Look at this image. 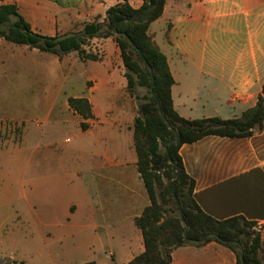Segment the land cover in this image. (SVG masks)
<instances>
[{
	"label": "crops",
	"instance_id": "crops-1",
	"mask_svg": "<svg viewBox=\"0 0 264 264\" xmlns=\"http://www.w3.org/2000/svg\"><path fill=\"white\" fill-rule=\"evenodd\" d=\"M128 1L135 9L144 3ZM122 2L0 0V6L16 5L34 32L57 37L78 32L85 23L103 21L107 10ZM148 33L168 59L174 108L183 118H240L257 103L264 85V0H166L162 16ZM89 48L107 52L100 53L97 61H82L73 56L77 52L59 58L38 50L47 56L46 70L55 82L68 80L69 65L94 66L68 89L55 84L47 92L50 104L44 113L63 128L62 135L50 134L31 144L46 156L64 157L71 149L57 145L72 142L64 138L74 130L71 117L86 122L88 129L73 136L88 143L83 151L87 164L83 195L58 198L53 189H45L51 188V181L39 182L37 230L23 228L27 214L15 210L16 227L0 229V259L13 264H128L145 251L136 219L151 201L134 146L137 112L126 93L123 65L116 71L108 61L121 51L113 37L95 38ZM76 90L84 94L63 99V92ZM120 93L124 99H119ZM71 97L87 98L93 117L84 120L78 115L69 105ZM10 150L14 149L0 152ZM180 155L195 181L194 199L200 208L218 220L244 216L257 222L264 245V127L245 138L207 136L184 144ZM78 175L84 177L83 172ZM33 187L30 184L32 191ZM171 264H238V260L231 249L212 241L177 248Z\"/></svg>",
	"mask_w": 264,
	"mask_h": 264
},
{
	"label": "trees",
	"instance_id": "trees-1",
	"mask_svg": "<svg viewBox=\"0 0 264 264\" xmlns=\"http://www.w3.org/2000/svg\"><path fill=\"white\" fill-rule=\"evenodd\" d=\"M135 9L128 0L110 7L103 21L85 23L82 30L49 37L32 30L13 4L0 6V39L63 58L73 52L85 61H97L89 47L95 38H115L120 48L127 88L145 87L148 94L139 104L134 123L138 170L151 204L136 219L144 237L145 251L128 264H171L172 253L185 245L202 246L215 241L231 249L238 264H263L261 227L244 216L218 220L206 214L194 199V179L186 172L180 148L215 135L245 138L264 127V85L254 107L240 118L219 117L188 120L174 108V78L167 57L149 36L151 24L164 12L166 0H143ZM151 2V7L149 4ZM70 107L84 120L93 117L87 98H69ZM89 125L81 124L83 130ZM179 137L177 142L174 141ZM169 143V145H167ZM172 205L169 209L167 206ZM176 213V215H174ZM189 228V230H188ZM214 233L205 243H195ZM186 236L192 240L187 242ZM0 264H13L0 259ZM86 264H96L94 262Z\"/></svg>",
	"mask_w": 264,
	"mask_h": 264
},
{
	"label": "rangeland",
	"instance_id": "rangeland-1",
	"mask_svg": "<svg viewBox=\"0 0 264 264\" xmlns=\"http://www.w3.org/2000/svg\"><path fill=\"white\" fill-rule=\"evenodd\" d=\"M106 52L104 48L101 52L97 50L98 55H105ZM40 53L27 46L0 39V150L14 149L0 152V229L15 228L14 211L21 208L28 218L22 227L37 230L39 182L46 184L51 181V188L46 186L45 189H53L58 198H81L85 188L87 164L83 162L86 159L83 151L88 143L80 137H73L74 133L81 132V118L71 117L74 130L64 138L66 143H69V138H72V142L65 144L59 141L57 145L63 149H71L66 156H46L40 149H33L31 144L34 141L37 145L39 138L50 134H56L58 137L62 135L63 128L51 123L44 113L50 104L47 92L53 89L55 84L68 89L78 78H83L94 65L80 64L77 68L69 65L66 67L68 80L62 78L55 82L46 70L45 64L49 62H46L47 56ZM73 56H78L83 61L80 54ZM103 59L102 57L101 61ZM108 61L114 70L119 71L122 68L120 52ZM126 93L131 98L138 116L139 104L145 102L147 89L137 86L134 92H130L126 88ZM71 94L82 96L84 93L79 90L65 91L62 97L66 99ZM118 97L124 99V94L120 93ZM45 140L49 142V139ZM45 140L42 142L43 146L47 144ZM81 172L84 177L78 175ZM30 184L34 185L33 191ZM75 191L78 192L76 196ZM167 208L171 209L173 206ZM261 260L264 264V252L261 254Z\"/></svg>",
	"mask_w": 264,
	"mask_h": 264
},
{
	"label": "water",
	"instance_id": "water-1",
	"mask_svg": "<svg viewBox=\"0 0 264 264\" xmlns=\"http://www.w3.org/2000/svg\"><path fill=\"white\" fill-rule=\"evenodd\" d=\"M150 7H151V2H150V4H149V8H150ZM178 140H179V137L177 136V137L174 139V141L177 142ZM167 145H169V143H168ZM188 230H189V228H188ZM212 236H215V234H214V233H210V234L204 236V237H203L202 239H200V240H193V242H195V243H205V242L207 241V239L210 238V237H212ZM186 241L189 242V241H192V240H190V239L186 236Z\"/></svg>",
	"mask_w": 264,
	"mask_h": 264
}]
</instances>
